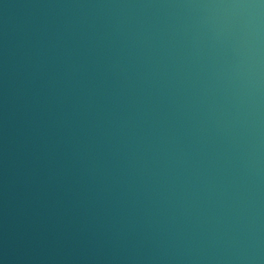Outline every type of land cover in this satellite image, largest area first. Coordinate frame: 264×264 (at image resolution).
<instances>
[{
	"label": "water",
	"instance_id": "1",
	"mask_svg": "<svg viewBox=\"0 0 264 264\" xmlns=\"http://www.w3.org/2000/svg\"><path fill=\"white\" fill-rule=\"evenodd\" d=\"M0 264H264V0H0Z\"/></svg>",
	"mask_w": 264,
	"mask_h": 264
}]
</instances>
